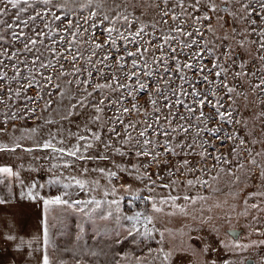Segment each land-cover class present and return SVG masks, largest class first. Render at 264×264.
<instances>
[{
	"label": "snow or ice",
	"instance_id": "obj_1",
	"mask_svg": "<svg viewBox=\"0 0 264 264\" xmlns=\"http://www.w3.org/2000/svg\"><path fill=\"white\" fill-rule=\"evenodd\" d=\"M0 5V17L8 15L9 7L15 10L13 22L0 18V28L4 30L0 32V96L7 93L9 98L15 96L35 104L43 99V93L48 96L44 111H51L68 97V105L56 108L59 121L49 118L44 124L72 123L77 116L85 121L77 132L61 127L52 131L49 127L47 138L43 128L25 130L10 144L0 143V152H49L58 163L50 164L48 171L53 178L48 183L60 184L65 190L76 187L94 192L100 182L76 176L65 177L67 182H63L56 175L59 169L108 161L111 168L99 163L91 168L108 181L110 187L104 189V196L112 197L105 201L111 210L99 219L117 224L130 222L127 236L133 241L138 236L151 238L154 228L148 226L153 216L144 211L126 214L121 208L125 196L131 198L130 205L136 201L150 204L152 212H162L165 205L176 208L181 197L172 193L180 185H208L201 176H188L211 172L206 166L209 159L214 161L213 168L220 165L217 175L226 172L239 180L235 170H240L254 188L259 185L264 189V152L254 153L249 148L257 143L264 145V99H259L260 110L253 113V120L259 121V137L255 125L249 130L248 121L238 118V100L242 97L248 101V91L264 97V0H79L77 9L68 8L67 0H0ZM25 13L27 18H23ZM25 28L31 35L24 32ZM16 42H22V48L11 50L9 46ZM45 52L51 53L53 59L45 57ZM22 54H30V62L28 55L21 59ZM14 83L19 85L15 90ZM30 90L34 96L27 95ZM54 95L59 101L52 99ZM35 111L25 104L22 113L5 112L0 123L32 118ZM241 131L245 135H240ZM0 134H6V128L0 127ZM25 139L33 144L24 146L20 141ZM226 146V151L221 152ZM181 156L184 158L178 159ZM114 157H120L121 162ZM125 157H135L138 162L126 167L122 162ZM173 158H177L175 162ZM165 169V175H161ZM88 172L89 168L83 167L80 176L86 177ZM125 174L131 177V183ZM0 177L14 179L21 186L25 183L20 170L11 166H0ZM43 187L33 182L19 195L42 201L45 212L51 205H62L91 218L77 206L95 205L93 211L101 207L95 197L84 201L66 199L71 196L68 191L45 198L37 190ZM157 189L168 190V194L158 198ZM121 190L125 196L118 195ZM257 197L264 198V190L248 194L246 209L264 213L261 204L249 205ZM182 199L195 203L205 197L184 194ZM5 202L0 200V204ZM247 214L246 210L243 215ZM253 220L259 222L256 217ZM139 225H143L142 232ZM7 239L15 237L9 235ZM43 242L48 246L47 222ZM260 246H264V239L232 245L244 249ZM169 256L163 253L165 260ZM40 264H51L47 253Z\"/></svg>",
	"mask_w": 264,
	"mask_h": 264
},
{
	"label": "rangeland",
	"instance_id": "obj_2",
	"mask_svg": "<svg viewBox=\"0 0 264 264\" xmlns=\"http://www.w3.org/2000/svg\"><path fill=\"white\" fill-rule=\"evenodd\" d=\"M61 3H64L65 0H60ZM2 6V5H0ZM68 8L77 9L79 7V0L77 3H73V0H67ZM15 10L9 7L8 15L5 17H0L8 22H13L11 19L12 14ZM87 15V12L84 13ZM23 18H27V13L22 14ZM39 23V22H37ZM42 28V25H41ZM25 33L29 32V29H23ZM4 30L0 28V32ZM19 31V29H17ZM46 31V30H45ZM103 38L102 36L100 37ZM45 43H50V41H45ZM7 46V45H6ZM11 50H15L16 48H22V42H16L14 46H9ZM255 55V53H253ZM29 56V62L31 59L30 54H22L21 59H24V56ZM44 56L48 59H53V56L49 52H45ZM10 63V62H9ZM23 70V65H21ZM9 76L13 75V71L11 68L7 69ZM25 74H27L25 72ZM83 78V77H82ZM68 79H71L69 76ZM229 81H231V77H228ZM57 81H53L55 84ZM62 87L65 90H69V86L67 84H63ZM13 89L15 90L19 85L13 84ZM75 85L71 86V90L74 94ZM50 91H54L50 89ZM27 95L34 96L35 93L33 91H28ZM43 99L36 101L35 104H31L25 101L23 98L17 99L15 96L9 98L8 94L0 96V121H3L5 112H23L24 106L27 104L28 107L35 108V116L32 118L25 117L20 120H12L7 125L0 123V127L6 128V134H0V143H8L10 144L12 139L16 137H20L25 130L32 128H43L45 133V138H47L46 134L48 128L51 127L52 131H55L57 127H61L72 132H77L80 127L84 125V118L81 116H77L72 123L67 121H62L58 124L48 126L44 124L45 119H55L59 121V115L56 112L57 107L63 108L64 106L69 104V98L65 97L62 104L57 103L53 106L51 111H44V103L45 100L48 99V96L45 94H41ZM249 97L248 101H245L242 97L238 100V103L241 104L239 110L238 118H243L248 121V129L252 130L255 125V132L257 137L260 135V127L259 121L253 120V113L258 112L260 110L259 99H264V97H257L250 91L247 92ZM54 101H59V97L54 95L52 96ZM143 103V100H141ZM11 106V107H9ZM83 111V110H81ZM109 116L112 115L111 112L108 113ZM239 127V126H238ZM240 135H245L244 131L240 132ZM24 146L28 147L33 144L32 140H22L20 141ZM75 141H70V143H74ZM259 143L255 145H249V148L253 150V152H264V149L260 146ZM226 148H221V152H225ZM111 153L109 156L111 157ZM243 156L244 154L241 153ZM48 159H45V157ZM181 156L178 159H183ZM257 160H260L261 157H256ZM116 162H121L120 157L113 158ZM173 158V161L175 162ZM199 159V157H196ZM124 165L127 167L130 163H137L135 157H132L129 160L128 157H125L122 161ZM51 163H58L57 160L52 159L51 154L47 151H35L33 153H26L22 149L17 150L15 153H6L0 152V165L8 166V164L13 167L15 170H20L21 179L24 180V185L21 186L18 181V187L26 188L32 184L33 182L37 184L47 183L49 189L46 191V197H54L59 195L62 191H68L71 193V196L65 197L66 199L71 200H89L92 197H95L97 200L101 201V207L99 209L95 208V205H88L85 207L84 205L77 206L78 208H84L85 212H88L91 216H85L84 213L73 209L67 208L62 205H51L48 207L49 213L47 215V219L51 218V222L48 225L51 229L53 238H52V247L51 255L49 254L51 264H220L224 258L228 259L230 264H236L238 261L237 251L232 247L233 243L230 238L225 235V233L217 230L211 229L204 231H199L202 235L204 233V241L206 242V248L203 250H197V248H191L187 243H181L178 239L179 235H186L190 230H198L203 229L200 226L188 225L185 227V222L191 217L194 219H202L203 214L199 213H188L185 209V203L182 199L183 195L180 196L181 199L177 200L176 208H172L169 205L163 206V211L158 212L160 219H157L156 216L153 215V223L149 225V228H154V231L151 232V238H143L136 237V240L133 241L131 237L127 236V229L131 227V223L128 221H121L120 224L115 223L114 221H102L99 219V216L107 211L111 210L108 204L105 202L107 200L112 199L111 196H104V189L110 187L108 181L102 178L98 173L92 172L91 168L96 167V164L99 163L101 167L107 166L109 168L112 165L108 161L103 162H91V163H83L77 164L73 168L68 169H59L56 172L57 176H60L63 182H67L64 180L65 177L76 176L77 178H86L89 181L99 180L100 187L96 189V191H80L78 188L73 187L70 189H63L62 185H51L48 183L50 179L53 178V174L48 171ZM214 161L209 159L206 162V166L211 168L212 171L208 173H194L188 176V178H194V176H201L202 179H208L210 176L217 175L219 172L220 165H217L213 168ZM83 167L89 168V172L86 174V177H81L80 173ZM227 168V166H224ZM155 168V166H153ZM30 169H35L34 171ZM166 169L162 171L160 174L165 175ZM224 172H220L223 174ZM62 174V175H61ZM125 179L131 183V177H128L125 174ZM210 185L208 187H202L201 185H197L198 189L187 188L182 185L181 189L183 193L192 192L191 196L200 197L203 196L205 199L200 200L197 199L198 203L197 207L207 206L208 209L212 207L213 204H223L226 205V200L228 197L225 195L226 190L229 189L225 184L216 178L215 180L211 179ZM117 184L120 181H116ZM137 186V185H134ZM201 187V188H200ZM230 190V189H229ZM175 194V193H174ZM118 195L125 196L123 191L121 190ZM131 198L129 196H125V199L121 202L122 211L126 214H132L135 211H144L145 214L151 215V212L147 210H143L141 208L140 202L136 201L131 205L128 201ZM263 198H254L249 201V205L251 203L260 202ZM28 200V199H26ZM137 203V204H136ZM40 207L39 205L37 206ZM180 208H183V211H180ZM198 211H203V210ZM193 209V208H192ZM249 215L246 219L249 227L253 230L252 234L248 236H244L243 238L249 241H259L260 239H264V235H259L254 229H259L261 233H264V213L258 210H252L249 208ZM210 210V209H209ZM206 213V212H205ZM163 215V216H162ZM224 217V216H223ZM253 217H256L258 223L253 220ZM225 220H228V217ZM205 219V218H204ZM203 219V220H204ZM208 219V218H207ZM209 219L207 220V222ZM220 221H222L220 219ZM83 228V232L80 231V228ZM140 231L142 232L143 225L138 226ZM167 229L168 233L165 236L161 233V229ZM50 234V233H49ZM51 235V234H50ZM135 235V234H134ZM77 236H80L81 239H77ZM169 237H171L172 241H169ZM51 240V238H50ZM119 241V242H117ZM143 241V242H141ZM227 246V247H226ZM262 255L264 257V246H260ZM163 250V253H169L170 256L168 260H165L163 257V253L160 250ZM93 253H96L93 255Z\"/></svg>",
	"mask_w": 264,
	"mask_h": 264
},
{
	"label": "flooded vegetation",
	"instance_id": "obj_3",
	"mask_svg": "<svg viewBox=\"0 0 264 264\" xmlns=\"http://www.w3.org/2000/svg\"><path fill=\"white\" fill-rule=\"evenodd\" d=\"M264 149V145H258ZM259 161V160H258ZM247 168H252L251 165H246ZM235 170V169H234ZM254 170V169H253ZM236 172V177H240L239 180H236L235 177L227 175L226 172L220 175H214L216 176L222 184H225L229 189L226 191V196L228 199L226 200V205L223 204H213L211 208L208 209L207 206H204L202 208L197 207L196 205L198 204L197 202L191 203L190 201H187L185 203V209L188 211V213L191 214H196V213H201L203 214L202 219H194V218H189L185 222V227L187 228L188 225H195V226H200L203 229H198V230H190L187 231L188 233L186 235H179L178 239L181 241V243H187L189 247L191 248H197V250H203L206 248V242L204 241V233L206 230H211V229H217L223 233L227 237L230 238L231 242L233 244L239 243L240 245L244 244H250L251 241L243 238L244 236H248L252 234L253 230L249 227L248 222H246V219L249 215L248 209H246L245 206V199L248 197V194L253 192V191H260L264 190L261 189L259 185H257L256 188L253 187V183L250 180H246L244 178L243 172L240 170H235ZM213 176L208 177L206 179L208 181L207 186H202V187H208L210 185V181ZM182 185H180L175 192H173V195H179L182 196L183 194H188L191 196L192 192H186L183 193L181 189ZM195 190L198 189V186L193 187ZM201 188V187H200ZM175 193V194H174ZM147 194V193H144ZM157 196L158 198L161 196H166L168 194V190H163V189H157ZM264 198L260 201L257 202L261 204L262 207H264ZM137 204V203H136ZM141 208L143 210H147L151 212V215L156 216L157 219H160L161 217L159 216V213L157 212H152L151 211V205H145L143 203H140ZM193 208V209H192ZM200 210L203 211H198ZM247 210L248 214L243 215V213ZM206 212V213H205ZM163 216V215H162ZM228 217V220H225ZM205 218V219H204ZM209 221L207 222V220ZM204 219V220H203ZM220 219L222 221H220ZM188 224V225H186ZM204 231L203 235L199 231ZM161 233L165 236V234L168 233L167 229L163 228L161 229ZM259 236V235H258ZM169 241H172L171 237H169ZM234 249L237 251L238 254V261L236 264H249V261H251V264H262V260H264V257L262 255L261 247H249L247 249L240 248V247H234ZM230 262L228 259L224 258L223 261L220 264H225V262Z\"/></svg>",
	"mask_w": 264,
	"mask_h": 264
},
{
	"label": "crops",
	"instance_id": "obj_4",
	"mask_svg": "<svg viewBox=\"0 0 264 264\" xmlns=\"http://www.w3.org/2000/svg\"><path fill=\"white\" fill-rule=\"evenodd\" d=\"M0 180H3V183H0V200L6 201L0 204V264H40L42 255L45 253L51 255L53 248L50 228L48 246L43 242L44 223L51 222V218L47 219L50 209L45 212L42 201H31L20 197V191L26 192L27 189L18 187L14 179L0 177ZM43 185V188L37 190L47 198L46 191L50 186L47 183ZM9 235L15 239H7ZM28 242H31V246Z\"/></svg>",
	"mask_w": 264,
	"mask_h": 264
}]
</instances>
